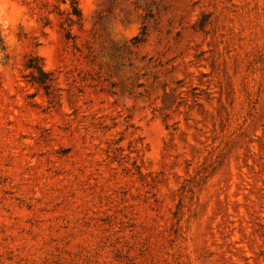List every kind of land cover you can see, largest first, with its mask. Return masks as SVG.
<instances>
[{
  "label": "rangeland",
  "instance_id": "1",
  "mask_svg": "<svg viewBox=\"0 0 264 264\" xmlns=\"http://www.w3.org/2000/svg\"><path fill=\"white\" fill-rule=\"evenodd\" d=\"M9 2L0 264H264V0Z\"/></svg>",
  "mask_w": 264,
  "mask_h": 264
},
{
  "label": "clouds",
  "instance_id": "2",
  "mask_svg": "<svg viewBox=\"0 0 264 264\" xmlns=\"http://www.w3.org/2000/svg\"><path fill=\"white\" fill-rule=\"evenodd\" d=\"M23 9L15 7L9 2V0H0V17H8L9 19L19 15ZM11 13V15H10Z\"/></svg>",
  "mask_w": 264,
  "mask_h": 264
},
{
  "label": "trees",
  "instance_id": "3",
  "mask_svg": "<svg viewBox=\"0 0 264 264\" xmlns=\"http://www.w3.org/2000/svg\"><path fill=\"white\" fill-rule=\"evenodd\" d=\"M77 15L80 16V14L78 13V10H77ZM34 60H35V59H33V58L30 60L29 67H30V68H34V69H35V68L38 69V71H39L42 75H44L45 72H44V70H43V68H42L41 66H40V67H36V66H34Z\"/></svg>",
  "mask_w": 264,
  "mask_h": 264
}]
</instances>
